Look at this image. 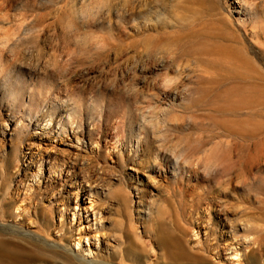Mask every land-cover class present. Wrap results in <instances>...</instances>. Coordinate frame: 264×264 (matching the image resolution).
Returning a JSON list of instances; mask_svg holds the SVG:
<instances>
[{"label": "rangeland", "instance_id": "obj_1", "mask_svg": "<svg viewBox=\"0 0 264 264\" xmlns=\"http://www.w3.org/2000/svg\"><path fill=\"white\" fill-rule=\"evenodd\" d=\"M0 1L1 236L67 232L98 263L120 241L157 252L164 231L213 256L264 222L263 135L230 133L205 93L216 42L264 71V0Z\"/></svg>", "mask_w": 264, "mask_h": 264}, {"label": "bare ground", "instance_id": "obj_2", "mask_svg": "<svg viewBox=\"0 0 264 264\" xmlns=\"http://www.w3.org/2000/svg\"><path fill=\"white\" fill-rule=\"evenodd\" d=\"M0 3L2 2L0 1ZM1 5L0 14L1 8L4 6ZM21 28H23L22 25ZM229 38L227 37V39ZM7 40L9 42L10 39L7 38ZM228 41L231 40L229 39ZM243 51L244 49L240 45L237 46L234 43L227 42H216L214 47L206 51L209 54L218 55L211 64L224 73L221 74L220 72L219 75L211 80L213 86L208 87L205 93L213 90L216 92V99L223 100L218 107H220L219 110L221 112L223 111L228 116V130L230 133L238 135V137L240 135L246 140L263 135L261 140L254 141V144L258 151L264 153V71L254 59L247 56ZM231 121L233 125H231ZM255 160L260 161V158L257 157ZM261 178L263 187L264 177ZM30 200L33 202V197H30ZM10 207L12 211L14 207L12 202ZM18 209L23 211L22 214L25 219H28L29 215H31V210L27 206H20ZM37 209L41 210L39 206ZM88 217L83 220L79 217L78 223L80 225L91 223ZM262 220L264 221V219ZM253 223L248 227L252 237L249 233L245 236L246 241H231L218 245L216 252H214L216 257L212 256V249L207 244L203 243L199 249L189 250L190 248L188 249L180 238L178 239V237L172 236L168 232L164 233V231L158 232L160 250L157 252L148 253L147 250L149 249L146 248V250L143 247L146 244L140 245L134 240L129 244L120 241L118 244L121 245V248L119 250L113 249L109 257H104L98 263L86 256H79L77 252H70L67 243L70 235H67V232L60 233L61 235L58 236L59 243L63 247L59 244L56 246L47 245L42 241L28 238H23L27 243L23 244L20 242L22 238L18 235H15L16 237L0 235V264H242V258L245 259L244 264H264V222L259 224V226H254ZM48 226V221L46 220L43 222V228L40 229V233L47 232L45 229ZM87 226L78 228L77 232L81 236L85 232H89L90 230H88ZM88 227L92 228L90 225ZM62 231L64 230L62 229ZM253 234L256 235L253 236ZM81 236L79 240H75L77 246L81 244ZM244 243L247 244L248 248L242 253L235 246L240 247Z\"/></svg>", "mask_w": 264, "mask_h": 264}]
</instances>
